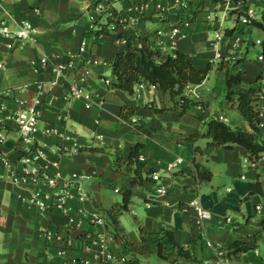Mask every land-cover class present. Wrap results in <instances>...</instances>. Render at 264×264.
<instances>
[{
  "label": "crops",
  "instance_id": "1",
  "mask_svg": "<svg viewBox=\"0 0 264 264\" xmlns=\"http://www.w3.org/2000/svg\"><path fill=\"white\" fill-rule=\"evenodd\" d=\"M95 1L0 0V10L8 15L10 27L29 20L38 29L36 43H19L0 33V61L3 63L0 105L10 111L17 110L22 99L38 93L39 82L44 84L38 94L44 106L35 141L50 150L49 159L58 157L57 169L61 174L82 175L79 182L91 194V199L82 204L85 216L97 211L104 219L103 222L85 219L78 224L70 223L69 215L75 214L81 204L77 199L68 200V213L55 208L40 210L21 199V195L28 196L31 185L0 179V264H82L84 259L89 260V264H109L101 256L103 247L114 257L125 256L127 260L137 257L141 264H216L218 251L237 239L247 240L258 231L254 249L228 259L229 264H264V224L261 222L264 220V156L246 162L247 150L239 144L209 147L206 137L195 141L188 138L204 122L219 115L231 127L251 130L245 117L230 107L225 98L226 107L233 109L230 118L214 111L211 104L225 94L220 62L228 63L230 71L239 72L245 83L260 76L264 90V27L252 22L241 23L244 7L237 6V0L229 3L183 0L185 6L173 0H108L119 18L115 28L110 30L106 28L105 17L93 7ZM247 5L256 9L252 21L264 26V0H247ZM187 20L190 21L188 34L172 45L169 30ZM102 24H106L107 33H96ZM219 28L225 34L217 41L222 57L215 59V32ZM254 30L261 34L255 40ZM117 34L127 36L132 44L157 49L162 42L165 48L162 56L178 50L193 54L198 67L212 63L210 84L207 85V76L201 83L190 86L208 103L207 107L194 105L183 114L174 109L155 111V107L164 108L171 103L156 85L141 80L133 94L110 87L115 79L114 56L124 48L117 43ZM83 39L84 50L76 66L65 70L50 88L47 84L52 77L49 68L35 66L32 60H39L43 55L60 60L67 52H78ZM256 45L260 50L256 52V59H251L249 50ZM86 64H90L91 69L87 76L83 73ZM71 81L80 82L93 96L90 106L85 105L84 99L68 97ZM202 87H205L204 92L200 90ZM123 104L137 107L134 124L120 119ZM258 107L257 139L264 140V104L260 102ZM2 125L6 137L0 148L15 166H22L16 123L5 120ZM44 127L66 132L70 136L68 142L61 147L62 138L45 133ZM138 142L142 143L139 160L149 173L142 184L135 187L129 208L119 215L118 224L123 229L115 233L105 210L121 201V190L129 176L113 168L114 154L126 155ZM195 145L199 146L196 151ZM68 149L75 151L69 154L63 151ZM176 157H181L183 162L172 171H166V163ZM195 164L203 171H210V179L197 178ZM153 171L160 174L158 181L151 180ZM256 181H260L262 192L250 190L249 183ZM160 183L167 186V194L158 199L154 190ZM104 187L118 193L120 200L107 194ZM134 198L140 206L137 213L131 206ZM191 200L209 209L211 217L202 221L192 208L186 209L185 204ZM126 211L133 214V219L125 224L121 215ZM227 216L231 217L230 222ZM164 227L172 230L175 239L189 248L190 259L174 254L165 259L158 255L155 233ZM46 231L54 235L50 243L45 241ZM124 236L141 244L143 250H132Z\"/></svg>",
  "mask_w": 264,
  "mask_h": 264
},
{
  "label": "trees",
  "instance_id": "2",
  "mask_svg": "<svg viewBox=\"0 0 264 264\" xmlns=\"http://www.w3.org/2000/svg\"><path fill=\"white\" fill-rule=\"evenodd\" d=\"M252 23L264 27L255 21H252ZM105 25L102 24L96 30V33H107ZM212 67V63H208L204 67H198L195 64L193 54L178 50L174 54L168 53L162 56L159 49L146 45L138 47L132 44L128 38V44L117 51L114 56L112 69L115 79L111 82L110 87L133 94L135 85L141 80H145L148 84L156 85L167 100L171 102L169 106L164 108L155 107V111L174 109L183 114L189 107L194 105L207 107L208 103L206 101L189 96L186 89L188 86L201 83L208 76ZM219 68L224 70V98L226 102L245 117L251 130L231 127L224 120L215 116L204 122L203 131L197 129L188 138L195 141L198 137H206L208 139L207 146L209 147H232L239 144L247 150V158L256 161L264 156V140L257 139L260 120L258 106L260 102L264 104V90L261 87L260 76H257L252 82L245 83L239 72L230 71L228 63L220 62ZM136 108V106L129 104L121 105L120 119L128 121L129 117L134 115ZM135 126L138 127L137 124ZM141 146L142 143L138 142L128 154H114L113 168L129 176L128 183L121 190V201L112 204L105 210L107 220L113 225L115 233L123 229L118 224L119 215L129 208L135 187L141 185L149 173V171L143 169V162L139 160ZM198 149L199 146L195 145L194 150ZM195 167L197 178L210 179V171L201 170L197 164H195ZM249 186L251 191L262 192L260 181L250 182ZM261 222L264 224V220ZM259 234L258 231L247 240L237 239L226 245L225 250L228 258L238 257L242 252L254 249ZM124 241L132 250H143L141 244H135L125 236ZM154 241L158 249V255L162 258L167 259L171 254H174L175 257L191 258L189 248L179 243L175 239L173 231L167 227L155 233ZM122 264H141V262L139 258L134 257Z\"/></svg>",
  "mask_w": 264,
  "mask_h": 264
},
{
  "label": "built area",
  "instance_id": "3",
  "mask_svg": "<svg viewBox=\"0 0 264 264\" xmlns=\"http://www.w3.org/2000/svg\"><path fill=\"white\" fill-rule=\"evenodd\" d=\"M177 4L186 5L183 0H173ZM226 3L233 2L235 0H224ZM245 1L247 0H237V6L244 7V12L240 15L241 23H251L252 19L256 16V9L252 5L245 6ZM160 6V5H159ZM93 7L101 12V14L106 19V28L113 30L116 23L119 21L118 15L109 5L108 0H96ZM190 21L187 20L181 24H177L169 30V35L171 37V44L174 45L178 38L184 37L188 34V26ZM0 33L5 36L12 37L14 40L22 43L24 41H29L32 43L37 42L38 29L29 20H23L17 27L12 28L9 25L8 15L0 10ZM158 33H161L159 30ZM225 34L222 28H219L215 32L216 41L214 43L215 47V59L221 58V53L217 41ZM116 41L122 46L128 44V37L123 34L116 35ZM257 42H261L257 39ZM85 45V39L81 41L78 52H67L62 55L60 60L55 57L43 55L39 60H32L35 66L42 68H49L52 74L51 79L47 82L51 88L57 82V78L64 73L65 70L69 68H74L76 66L79 54L83 52ZM138 47L141 46L140 43H136ZM9 47L12 44H8ZM161 52L165 51L164 44L159 43V48ZM262 58V55H259ZM3 67V63L0 61V68ZM83 73L85 76L91 73L90 64H86L83 68ZM107 83H110L108 79H105ZM43 83L39 82L37 84L38 93L31 96L29 99H22L21 107L17 110L10 111L5 106L0 105V144L4 141L6 137L5 128L2 122L5 120H13L16 123L18 136L17 143L21 151L20 159L23 161L22 166H15L9 156L0 148V179L8 180L12 183L19 185H31L32 189L28 196H22L21 199L28 204L37 206L40 210H48L50 208L58 209L61 213H68L69 206L67 204L68 200L71 198L77 199L81 204L77 207L75 214L69 215L70 223H80L82 220L90 219L92 222H103V216L100 212L91 211L88 216H85L86 210L82 205L91 199L90 192L79 182V175L77 173H71L69 175H63L57 169L59 165V159L55 156L53 159H49L50 150L44 145L37 143L35 141V133L39 130V119L41 116V111L43 109L44 103L40 100L38 94L40 90L43 89ZM186 93L194 98H199L198 93L187 87ZM68 97L70 99L81 98L86 102V106H90L93 102V96L87 92L83 85L78 81H71L68 85ZM98 103H102L99 100ZM220 119H224L222 115L218 116ZM128 122L134 124L137 122L135 115L129 117ZM43 131L47 134H57L62 138L61 147L68 142L70 136L66 132L61 131L56 127H44ZM63 149V148H61ZM62 151V150H61ZM66 153H72L74 149L63 150ZM246 162L250 160L245 158ZM183 159L181 157H176L175 159L169 161L165 165L166 171H172L177 168ZM151 180L158 181L160 179V174L157 171H153L150 174ZM116 191L118 189H115ZM167 194V186L164 183L156 185L154 190L155 198H162ZM168 205L166 201L163 202ZM148 205L149 202H146ZM185 208H192L199 218V220H206L211 217V211L201 205V203L191 200L185 204ZM260 206H257V210L260 211ZM226 220L231 221V217L227 216ZM45 241L50 243L53 240V234L51 231H46ZM210 243V242H209ZM102 258L109 264H122L127 261L125 256L114 257L109 252L104 250V247L100 251ZM82 264H89V260H81ZM168 264H177L174 262H169ZM216 264H229L228 256L226 255V250L222 249L217 252Z\"/></svg>",
  "mask_w": 264,
  "mask_h": 264
},
{
  "label": "rangeland",
  "instance_id": "4",
  "mask_svg": "<svg viewBox=\"0 0 264 264\" xmlns=\"http://www.w3.org/2000/svg\"><path fill=\"white\" fill-rule=\"evenodd\" d=\"M210 35H213V30H210ZM261 34L254 30L253 34H252V37H253V40H255L257 37H259ZM260 50V46L259 45H256V46H252L249 50V53H248V57L251 58V59H256V52ZM209 78H208V84H210V81L213 80V70L210 71L209 73ZM205 87H202L200 88V90L203 91ZM204 92V91H203ZM216 101V100H215ZM215 101H212V104H211V107L214 111L218 112V113H221L223 115H226L228 118L232 117L233 115V109L232 108H229V107H226V105L224 104L225 100H224V97L220 96V98L217 99V102ZM228 124V122H226ZM200 130L203 131L204 129V125H202L200 128ZM104 191H106L107 194L111 195L114 199H117V200H120V197L118 195V193H112V190L110 189H107L106 187H104ZM137 202V199L134 198V203L131 205L132 206V210H134V212L136 211V209L138 210V205L136 204ZM140 205V204H139ZM130 206V207H131ZM137 213V212H135ZM133 219V214L130 213L129 211H126L124 212L122 215H121V221L122 223H127L128 221L130 222V220ZM161 263V262H160Z\"/></svg>",
  "mask_w": 264,
  "mask_h": 264
}]
</instances>
